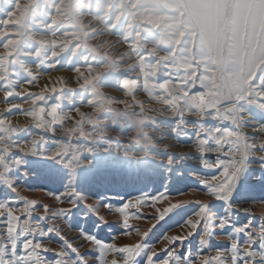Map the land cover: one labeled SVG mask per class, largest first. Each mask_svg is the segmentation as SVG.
<instances>
[{
    "label": "rangeland",
    "instance_id": "374dc122",
    "mask_svg": "<svg viewBox=\"0 0 264 264\" xmlns=\"http://www.w3.org/2000/svg\"><path fill=\"white\" fill-rule=\"evenodd\" d=\"M262 202L264 0H0V264H264Z\"/></svg>",
    "mask_w": 264,
    "mask_h": 264
},
{
    "label": "bare ground",
    "instance_id": "6f19581e",
    "mask_svg": "<svg viewBox=\"0 0 264 264\" xmlns=\"http://www.w3.org/2000/svg\"><path fill=\"white\" fill-rule=\"evenodd\" d=\"M73 84V83H72ZM126 86V85H125ZM125 88V87H124ZM143 106V105H142ZM146 107V106H145ZM142 108V107H141ZM162 113V112H161ZM145 114H147V111H146V108H142V110H141V113H140V115H142V116H144ZM162 118V117H161ZM166 118V117H165ZM160 121V120H159ZM165 123V121L163 122H161V124H164ZM86 130V129H85ZM97 143V145H101V144H99V141H96ZM95 143V142H94ZM67 150V149H66ZM260 205V204H259ZM256 207V206H255ZM258 207V206H257ZM261 207H262V205H261ZM245 208H247L249 211H252L253 210V205L251 206V204L250 203H246L245 204ZM263 209V208H262Z\"/></svg>",
    "mask_w": 264,
    "mask_h": 264
},
{
    "label": "snow or ice",
    "instance_id": "6c2138e0",
    "mask_svg": "<svg viewBox=\"0 0 264 264\" xmlns=\"http://www.w3.org/2000/svg\"><path fill=\"white\" fill-rule=\"evenodd\" d=\"M243 168H244V162L241 163L240 171L237 172L236 175L233 177L234 185H236V182H237V180H238V178H239V175H240V173H241V171H242ZM225 175L227 176V173H226ZM205 185L207 186L206 183H205ZM207 187H208V186H207ZM233 189H234V188H233ZM233 189H232V191H233ZM262 203H264V202H262ZM169 211H170V209H169ZM166 251H167V250H166ZM151 260H152V258L150 257V258H149V264H151Z\"/></svg>",
    "mask_w": 264,
    "mask_h": 264
}]
</instances>
